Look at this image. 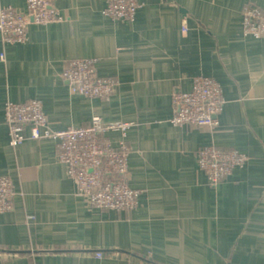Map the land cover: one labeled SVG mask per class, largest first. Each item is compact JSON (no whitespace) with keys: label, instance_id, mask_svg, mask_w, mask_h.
<instances>
[{"label":"crops","instance_id":"crops-1","mask_svg":"<svg viewBox=\"0 0 264 264\" xmlns=\"http://www.w3.org/2000/svg\"><path fill=\"white\" fill-rule=\"evenodd\" d=\"M50 2L63 21L33 22L14 45L0 30V175L15 190L13 210L0 213V264H264V37L243 23L245 7L264 0H139L134 19L107 14L106 0ZM4 3L26 10V0ZM74 58H95L114 91H73L62 73ZM197 75L221 83L215 127L171 121L172 93ZM32 98L53 129L95 116L130 123L125 136L107 135L130 147L124 178L142 191L136 206L93 205L54 138L11 145L5 103ZM211 143L248 156L217 184L198 160Z\"/></svg>","mask_w":264,"mask_h":264},{"label":"built area","instance_id":"built-area-1","mask_svg":"<svg viewBox=\"0 0 264 264\" xmlns=\"http://www.w3.org/2000/svg\"><path fill=\"white\" fill-rule=\"evenodd\" d=\"M140 6L139 0H106L104 11L117 19H134ZM64 18L59 10L51 7L50 0H26L24 11L14 4L4 3L0 6L2 42L4 45L21 43L27 39L28 27L33 22L46 24ZM243 23L245 34L264 37V9L261 7L246 6ZM1 57H5L4 52ZM95 63V58H74L65 65L62 74L73 91L108 97L117 80L99 75ZM172 103L171 121L174 124L215 127L220 124L218 115L224 108L225 98L216 78L197 75L190 89H177L172 93ZM4 116L13 146L29 139L54 138L61 161L93 205L102 209H121L138 204L141 189L130 186L124 178L128 171L130 147L124 139L119 146L113 145L107 135L119 128L125 136L130 123H104L95 116L89 124L53 129L39 98L27 101L9 99L5 103ZM198 160L209 181L217 184L235 169L243 167L248 156L239 149L211 143L199 150ZM14 192L11 177L0 175V213L13 210ZM95 254L105 256L103 250Z\"/></svg>","mask_w":264,"mask_h":264},{"label":"rangeland","instance_id":"rangeland-1","mask_svg":"<svg viewBox=\"0 0 264 264\" xmlns=\"http://www.w3.org/2000/svg\"><path fill=\"white\" fill-rule=\"evenodd\" d=\"M225 178V177H224ZM213 184H216V183H213ZM121 209H124V208H121ZM125 209H129V208H125Z\"/></svg>","mask_w":264,"mask_h":264},{"label":"water","instance_id":"water-1","mask_svg":"<svg viewBox=\"0 0 264 264\" xmlns=\"http://www.w3.org/2000/svg\"><path fill=\"white\" fill-rule=\"evenodd\" d=\"M33 19H34V17H33Z\"/></svg>","mask_w":264,"mask_h":264}]
</instances>
